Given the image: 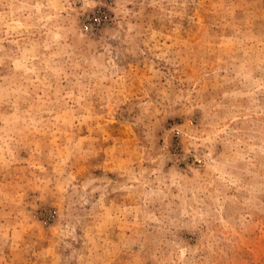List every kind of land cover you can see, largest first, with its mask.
<instances>
[{"label": "rangeland", "instance_id": "1", "mask_svg": "<svg viewBox=\"0 0 264 264\" xmlns=\"http://www.w3.org/2000/svg\"><path fill=\"white\" fill-rule=\"evenodd\" d=\"M0 264H264V0H0Z\"/></svg>", "mask_w": 264, "mask_h": 264}]
</instances>
